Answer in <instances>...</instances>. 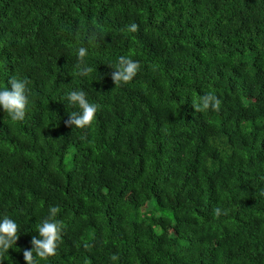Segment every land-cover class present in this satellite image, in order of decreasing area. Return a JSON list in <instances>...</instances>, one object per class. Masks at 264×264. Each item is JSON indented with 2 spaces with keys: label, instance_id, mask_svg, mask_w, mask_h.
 <instances>
[{
  "label": "trees",
  "instance_id": "obj_1",
  "mask_svg": "<svg viewBox=\"0 0 264 264\" xmlns=\"http://www.w3.org/2000/svg\"><path fill=\"white\" fill-rule=\"evenodd\" d=\"M122 55L141 67L115 87ZM13 76L29 104L0 109V220L20 232L2 264L53 206L39 264H264V0H0V89ZM74 90L100 106L88 129L65 126ZM209 92L220 110L196 113Z\"/></svg>",
  "mask_w": 264,
  "mask_h": 264
},
{
  "label": "clouds",
  "instance_id": "obj_2",
  "mask_svg": "<svg viewBox=\"0 0 264 264\" xmlns=\"http://www.w3.org/2000/svg\"><path fill=\"white\" fill-rule=\"evenodd\" d=\"M138 30L139 25L136 23H131L126 28L129 33H137ZM91 38L98 41L100 40V34H94ZM77 54L78 62L75 65L78 70L77 75L88 77L93 74L94 69L85 62V57L88 54L87 48L84 46L79 47ZM140 67V63L132 59L130 55L120 56L116 65L111 68L113 70L111 79L115 87L129 84L136 77ZM28 83L27 79L20 80L13 76L8 80L7 86L0 89V109L14 123H20L25 120L26 108L29 104ZM66 99L73 107H78L79 111L68 113L69 118L65 122V126L80 130L90 128L100 106L90 103L83 90L70 91ZM220 106L221 100L211 92L200 96L198 101L192 102V107L196 113L207 112L210 109L219 111ZM81 139H86V137L82 136ZM259 195L264 196V189L259 192ZM60 210L58 206L50 207L47 218L37 226L39 238L33 237L31 240L32 248L23 250L25 264H39L41 260L47 261L49 258L56 256L64 228L63 222L57 219ZM214 215L216 218L221 215L226 216L228 215V210H222L217 207L214 209ZM19 234V226L14 220L8 216H4L0 220V264H2L5 254L16 245L19 240ZM118 259L119 257L116 255L111 256L113 261Z\"/></svg>",
  "mask_w": 264,
  "mask_h": 264
},
{
  "label": "rangeland",
  "instance_id": "obj_3",
  "mask_svg": "<svg viewBox=\"0 0 264 264\" xmlns=\"http://www.w3.org/2000/svg\"><path fill=\"white\" fill-rule=\"evenodd\" d=\"M69 167H70V165H69ZM151 210H153V211L155 210V201H153V203L151 205ZM164 214H165V216L170 217V214H168V213H164Z\"/></svg>",
  "mask_w": 264,
  "mask_h": 264
}]
</instances>
